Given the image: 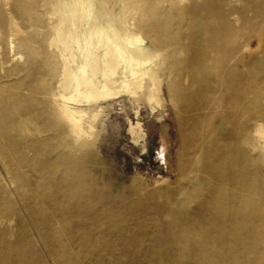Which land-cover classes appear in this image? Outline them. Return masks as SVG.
<instances>
[{"label": "bare ground", "instance_id": "1", "mask_svg": "<svg viewBox=\"0 0 264 264\" xmlns=\"http://www.w3.org/2000/svg\"><path fill=\"white\" fill-rule=\"evenodd\" d=\"M32 1L0 0V136L23 173L46 179L25 183L32 200L15 193L51 264H264V0ZM29 11L44 19L22 20ZM32 33L40 83H8L21 63L37 69ZM166 65L180 169L195 177L167 196L117 187L93 154L95 125L120 99L159 108ZM129 134L145 139L138 123ZM12 248L0 243V264H24Z\"/></svg>", "mask_w": 264, "mask_h": 264}, {"label": "rangeland", "instance_id": "2", "mask_svg": "<svg viewBox=\"0 0 264 264\" xmlns=\"http://www.w3.org/2000/svg\"><path fill=\"white\" fill-rule=\"evenodd\" d=\"M37 2L32 1L31 5ZM32 14L33 12L29 11L26 16H22V20H28L30 24L37 26L38 21L43 16H34ZM17 19L18 21L21 20L20 17H17ZM42 36L48 37V32H43ZM28 37L33 44L31 53L34 63L32 65L37 67V69H29L24 63H21L18 76L11 78L7 82H25L37 88L42 74L41 66L44 52L37 47L39 39L36 33L30 34ZM16 65L14 63L10 67L14 68ZM50 65L54 75H57L59 66L56 59H51ZM167 69L168 65L164 67L165 77L161 85V94L159 96L161 106L159 108L155 106L149 107L143 102L123 99L103 106L104 112L100 115L95 125L92 151L102 163V168L105 171L124 180V183L117 185V187L126 188L130 181L136 180L152 190L157 186H161L160 193L163 196H167L186 185L180 182L181 178L187 182L195 177L182 172L180 169L182 164L178 161V155L181 149L176 139L177 134L174 127L175 103L170 100V91L173 89V84L168 82L169 74ZM1 83L4 82L0 80ZM17 90V88L10 89V93L6 96H13ZM35 99H38V97ZM136 112L138 113L137 116ZM11 113L15 116L18 112L11 109ZM15 123L26 124L27 122L25 120H15ZM137 123L145 135L143 141H139L129 134L130 125ZM27 127L32 128L30 125ZM163 133L165 139L163 138ZM48 136L50 137L51 135ZM53 145L54 143H50L48 147ZM20 152L15 146L4 145L0 136V154L3 155V158H7L8 163L6 165L10 177H19L21 179L20 181L14 180L15 184L12 185L9 180L13 179L6 176L4 165L0 159V243L3 246L13 247L12 249L18 252V258L24 264H51V261L45 256L44 251L30 230L28 222L26 220L20 221L18 218L20 208L16 202L20 198L16 196L15 188L24 186V190L27 193L30 192L25 198L27 201L34 199L35 196L34 191L31 190L32 188H28L25 185L26 182H32L33 184L36 182V186L39 185L38 180H40L41 184L46 183V179L41 174L23 173L24 171L20 169L22 166L16 162L21 154ZM28 157L33 158L31 154ZM41 162L33 160L25 166L35 168L39 167L42 164ZM199 191L196 185L193 197L198 206L207 199V196L200 194ZM187 197L184 196L183 199L179 200H185ZM209 198L210 195L208 194V201ZM175 204V200H170L169 207L172 208ZM41 211L43 213L45 209L36 208L34 212L40 213ZM151 219L155 221L154 217H151ZM10 222L12 224L8 228V223ZM146 229L149 232L154 231L150 227Z\"/></svg>", "mask_w": 264, "mask_h": 264}]
</instances>
